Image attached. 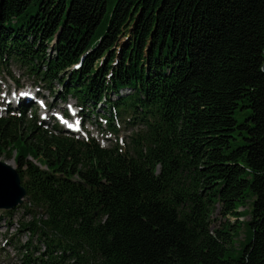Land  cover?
<instances>
[{"label": "trees", "instance_id": "16d2710c", "mask_svg": "<svg viewBox=\"0 0 264 264\" xmlns=\"http://www.w3.org/2000/svg\"><path fill=\"white\" fill-rule=\"evenodd\" d=\"M14 65L120 139L0 115L29 196L12 264H264V0H0Z\"/></svg>", "mask_w": 264, "mask_h": 264}, {"label": "rangeland", "instance_id": "374dc122", "mask_svg": "<svg viewBox=\"0 0 264 264\" xmlns=\"http://www.w3.org/2000/svg\"><path fill=\"white\" fill-rule=\"evenodd\" d=\"M10 70L11 73H8L6 71L3 78L0 77V115H6L10 109L18 110L19 104L22 100L25 99L24 97L28 94H31V100L37 103L36 114L38 117V122L41 121V123L39 124H42L44 121V123L46 122L47 124L45 125V128L51 130L52 124H54V122L51 121V117L53 116L51 109L53 108V106L64 108L66 107V104L63 102L61 97H53V94H51L49 88H46L45 83L37 82L35 78H33L31 75L26 74L25 71L17 65L12 66ZM52 89L56 92H60L63 90L59 83H55L54 85H52ZM38 94H42L44 96L42 100L43 102L40 101L41 104L38 102V99L36 100ZM75 101L76 100L74 98H70L68 99L67 103L75 104ZM50 104L52 106H49ZM45 115H48V117H44ZM247 115L248 109L237 111V113L235 114L237 120H239L240 122H242ZM27 116L33 117L34 114H32L29 110ZM78 118V120H80V117ZM75 120L77 121V118H73V122L71 123H77L75 122ZM94 121L95 119L93 117L91 121L85 123V125H81V132H79L81 138L86 139L90 133L92 134L91 136L99 141L102 146H108L110 144V139L114 143H116L117 140L120 139V137L116 138L115 136L103 135L101 133V130L103 129L105 131L106 125L103 123L100 128L97 124L93 123ZM80 124L81 123L77 125ZM121 137H124V142H126V140L128 139L127 134H123ZM0 159L15 165L13 159H9L6 155H3V157H1ZM251 201H248L245 207L247 208V213L249 215L240 218L239 221H246L250 218ZM25 203L22 204L21 208H18L16 210L14 216L10 220L6 218L0 219V264H12L17 262L19 263L20 259L23 257L22 253L20 254V249L18 248V246L23 245L28 241L29 233L20 232L19 229L21 228V223H24L25 221L30 219L29 216L24 215ZM0 211L4 210L0 209ZM226 219H229L231 223H234L236 221L235 217L228 216L226 218L222 216L220 214V210L217 209L213 213V227L220 226L226 221ZM9 221H11V223H9ZM247 233L248 231L246 226L242 225L239 228L238 233L236 234L235 244L228 251V256H238L240 249L244 247L243 240L245 239ZM37 243V239L34 238L32 244L37 245Z\"/></svg>", "mask_w": 264, "mask_h": 264}, {"label": "water", "instance_id": "95a60500", "mask_svg": "<svg viewBox=\"0 0 264 264\" xmlns=\"http://www.w3.org/2000/svg\"><path fill=\"white\" fill-rule=\"evenodd\" d=\"M29 201L21 174L14 164L0 159V209L14 210Z\"/></svg>", "mask_w": 264, "mask_h": 264}, {"label": "bare ground", "instance_id": "6f19581e", "mask_svg": "<svg viewBox=\"0 0 264 264\" xmlns=\"http://www.w3.org/2000/svg\"><path fill=\"white\" fill-rule=\"evenodd\" d=\"M25 97H27V98H32V95L30 94H28V95H26ZM47 117H48V115H47Z\"/></svg>", "mask_w": 264, "mask_h": 264}]
</instances>
